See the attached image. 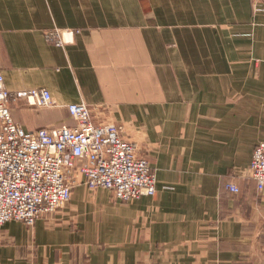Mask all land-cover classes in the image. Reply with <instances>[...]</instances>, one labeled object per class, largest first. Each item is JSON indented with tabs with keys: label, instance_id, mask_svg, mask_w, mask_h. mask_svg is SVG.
Masks as SVG:
<instances>
[{
	"label": "crops",
	"instance_id": "obj_1",
	"mask_svg": "<svg viewBox=\"0 0 264 264\" xmlns=\"http://www.w3.org/2000/svg\"><path fill=\"white\" fill-rule=\"evenodd\" d=\"M77 30L73 43L47 41ZM0 72L26 130L73 126L87 103L117 122L157 175L132 201L82 182L33 227L9 221L0 264H264V189L249 176L264 141L261 0H0ZM237 185L239 193L227 186Z\"/></svg>",
	"mask_w": 264,
	"mask_h": 264
},
{
	"label": "built area",
	"instance_id": "obj_2",
	"mask_svg": "<svg viewBox=\"0 0 264 264\" xmlns=\"http://www.w3.org/2000/svg\"><path fill=\"white\" fill-rule=\"evenodd\" d=\"M46 35L48 42L63 45L73 40L74 31L51 29ZM15 95L28 96L34 106L55 105L45 88L14 94L0 72V234L9 221L33 227L44 215L64 208L80 182L91 190H110L122 201L157 194L153 166L137 154L135 143L123 138V128L97 124L87 104L71 103L73 126L29 131L13 118L9 105ZM249 171L263 190L264 141L255 146ZM227 188L240 192L234 183Z\"/></svg>",
	"mask_w": 264,
	"mask_h": 264
},
{
	"label": "rangeland",
	"instance_id": "obj_3",
	"mask_svg": "<svg viewBox=\"0 0 264 264\" xmlns=\"http://www.w3.org/2000/svg\"><path fill=\"white\" fill-rule=\"evenodd\" d=\"M262 1V0H261ZM263 2V1H262ZM68 30H73V29H68ZM74 31V35H73V40L71 41V42H66L65 44H63V45H61V46H65V45H68V44H70V43H73L74 42V39H75V35H76V33H77V30H73ZM66 33H67V31H66ZM67 35V34H66ZM7 88V87H6ZM40 89H44V88H40ZM32 90H35V89H32ZM10 91V90H9ZM12 92V91H11ZM21 92H28V91H13V93L14 94H18V93H21ZM16 96V98H15V100H13L12 102H11V104L9 105L10 106V109H11V111H12V103H15V102H17L19 99H26V101L29 103V101H28V96H23V97H18V95H15ZM81 103H84V102H81ZM30 104V103H29ZM85 104H87V103H85ZM31 105V104H30ZM69 105V104H68ZM88 105V104H87ZM36 106V105H35ZM36 107H40V106H36ZM67 107V106H66ZM88 107H89V110H90V112H91V108H90V106L88 105ZM91 115H92V113H91ZM93 118V117H92ZM105 124H113V125H118V127H121V128H123V138H125V139H127V140H129V141H132L133 143H135L133 140H131V139H129V138H127L126 137V131L128 132V129H127V127L125 126V125H120V124H118L117 122H108V123H105ZM70 126V125H69ZM136 144V143H135ZM137 146V145H136ZM138 154V153H137ZM140 156V155H139ZM140 157H144V156H140ZM146 158V157H145ZM249 176H250V171H249ZM251 178V177H250ZM252 179V178H251ZM78 185H76L75 187H77ZM87 189H88V191H89V195L91 196V198H94V197H96L97 196V193H95L97 190H107V189H103V188H101V189H97V190H91V189H89L88 187H87ZM74 190H75V188H74ZM107 191H109L110 193H112V191H110V190H107ZM112 196L113 197H115V195L112 193ZM72 198H73V195H72ZM116 198V197H115ZM117 199V198H116ZM72 200V199H71ZM70 200V201H71ZM70 203V202H69ZM69 203L64 207V208H66L68 205H69ZM64 208H60V209H58L57 211H60V210H63ZM57 211H55V212H57ZM55 212H53V213H55ZM52 213V214H53ZM47 215V214H46ZM46 215H44V216H46ZM42 218V217H41ZM26 225V224H25ZM28 226V225H27ZM28 227H30V226H28Z\"/></svg>",
	"mask_w": 264,
	"mask_h": 264
}]
</instances>
